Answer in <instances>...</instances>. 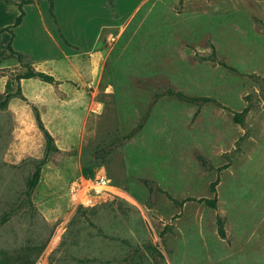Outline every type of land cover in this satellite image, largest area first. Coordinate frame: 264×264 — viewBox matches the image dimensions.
<instances>
[{
  "label": "rangeland",
  "instance_id": "1",
  "mask_svg": "<svg viewBox=\"0 0 264 264\" xmlns=\"http://www.w3.org/2000/svg\"><path fill=\"white\" fill-rule=\"evenodd\" d=\"M98 1L37 0L19 60L0 33V94L27 68L57 81L21 80L0 109V264H264V0H114L96 40ZM34 108L56 150L27 194ZM217 177L216 208L174 203L212 199Z\"/></svg>",
  "mask_w": 264,
  "mask_h": 264
},
{
  "label": "trees",
  "instance_id": "2",
  "mask_svg": "<svg viewBox=\"0 0 264 264\" xmlns=\"http://www.w3.org/2000/svg\"><path fill=\"white\" fill-rule=\"evenodd\" d=\"M48 1L50 2L49 7H50V11H51V9H52L51 0H48ZM31 2H32V0H21L18 3L19 13H18L17 17L15 18L14 23L9 27H5L3 29H0V33L1 32H8L10 35V39H9L8 43L6 44L7 55H15L18 60L21 58V55L19 53H16L13 50L12 45H11L12 39L14 37L13 29L21 23L22 18L24 16V10H23L22 6L29 4ZM222 65L224 67H227L224 63H222ZM27 79H38V80L45 82V83H48V84H55L57 82L56 79L50 74H47V73H44L41 71H35L31 68H27V71L25 73L16 75L14 77V82H15V86H16L15 91L12 90L10 80H8L5 83L4 91L2 94H0V109L5 108L6 105L8 104V102L10 101V99H12L13 97H17V96L22 97L20 81L21 80H27ZM164 94L167 96L173 97L176 100H179V101H182L185 103H189V104H194V105H201V104H204L207 102H212V99L207 98V97L188 96V95L183 94L179 91H174V90H170V89L166 90ZM157 98H158L157 96H155L153 98L151 105H153L156 102ZM245 113H246V110H244L241 113L235 114L234 119L238 123H241L242 118L245 115ZM146 114H145V116H146ZM34 118H35L36 125H37L38 129L40 130V132L42 133L43 138H44V151H43V157L37 162V164L35 165L34 171L32 172V174L30 176L28 186H27V192H26L27 194L32 192L34 190V188L36 187V185L38 184L39 179H40V173H41L42 166L48 161L49 156L56 150V147L54 146L53 138L50 135V133L43 126V123L40 119L39 113H38L37 109H35V108H34ZM143 121H144V118L140 121V123L137 126L134 127V129L132 131H130L128 134H126L123 137V139L127 140L134 133L139 131L143 125ZM217 183H218V177L210 185V189L214 193V196L212 199H208V198L193 199V198L188 197V198H185L181 201H177V200H173V201L175 204H177L180 207L188 201H196L198 203H202L205 206L214 209V208H216V203H217V198L215 195V187H216ZM146 184L151 188L153 182L147 181ZM7 216H8V214L5 215V217H7ZM221 234H222V232H221Z\"/></svg>",
  "mask_w": 264,
  "mask_h": 264
},
{
  "label": "crops",
  "instance_id": "3",
  "mask_svg": "<svg viewBox=\"0 0 264 264\" xmlns=\"http://www.w3.org/2000/svg\"><path fill=\"white\" fill-rule=\"evenodd\" d=\"M3 1V2H2ZM5 1V2H4ZM13 1H17V0H13ZM44 1V0H43ZM113 1V3H114V8L113 9H111V10H103V7L101 6L102 4H103V6H104V8L108 5L107 4V2H108V0H103L102 1V4H101V0L100 1H98V9H97V12L96 13H94V15H96V14H98V16H100L101 14L100 13H102V15H104V18H103V22H101L100 23V25L98 26V28H97V33H96V40H100V39H102V38H106V36L107 35H113V32H114V30H115V24L113 23L114 22V15H116L117 13H118V11H117V8H116V4H115V1L114 0H112ZM140 1V0H139ZM6 2H9V0H0V13H8V15L7 16H0V29H3V28H5V27H9V26H11L13 23H14V20H15V18L17 17V15H18V13H19V10H18V4H17V6H15V5H9V7H7V5L5 4ZM12 2V1H11ZM10 2V3H11ZM54 2V3H53ZM34 3V4H33ZM65 5H66V7L67 8H69V9H71L70 11L72 12V10L76 7V6H80V5H83V7L84 6H86L87 4L89 5V0H64V2H63ZM52 10H53V12H55V8H56V6L55 5H57L56 4V0L54 1V0H52ZM107 4V5H106ZM33 5H35L38 9H39V7H40V4H37V0H32V2L31 3H29V4H26V5H23L24 6V8H23V6H22V8H23V10H24V16H23V18H22V21H21V23L17 26V27H15L16 29H19V28H22V26L25 24V20H26V11H27V8L28 7H30V6H33ZM92 7H94V8H97V6H92ZM138 7V5L136 4L135 5V7H134V5L131 7V12H130V14H132V13H134V11H135V9ZM100 9L102 10V11H104V12H100ZM40 10V9H39ZM17 13V14H16ZM97 16V15H96ZM4 17H6V18H4ZM107 17H109L110 18V20L111 21H113V22H111L110 21V23H108L107 22ZM57 18V17H56ZM4 19H6L5 21H4ZM56 20V22H58V20L57 19H55ZM59 24V23H58ZM59 26V25H58ZM60 27V26H59ZM14 28V29H15ZM13 29V30H14ZM14 32V31H13ZM1 33H8V32H1ZM8 35H9V33H8ZM14 37H15V33H14ZM14 37H13V39H14ZM9 39H10V35L8 36V40H7V43H8V41H9ZM13 39H12V42H13ZM6 43V44H7ZM11 45H12V43H11ZM13 48V47H12Z\"/></svg>",
  "mask_w": 264,
  "mask_h": 264
},
{
  "label": "built area",
  "instance_id": "4",
  "mask_svg": "<svg viewBox=\"0 0 264 264\" xmlns=\"http://www.w3.org/2000/svg\"><path fill=\"white\" fill-rule=\"evenodd\" d=\"M89 199H83V200H81V203L84 205V204H86V205H89Z\"/></svg>",
  "mask_w": 264,
  "mask_h": 264
}]
</instances>
